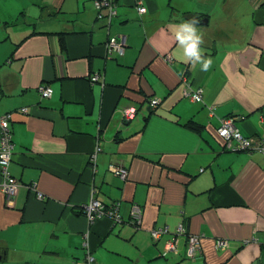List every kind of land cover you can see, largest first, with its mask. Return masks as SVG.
Segmentation results:
<instances>
[{
	"label": "crops",
	"instance_id": "0c3cea01",
	"mask_svg": "<svg viewBox=\"0 0 264 264\" xmlns=\"http://www.w3.org/2000/svg\"><path fill=\"white\" fill-rule=\"evenodd\" d=\"M111 1L108 27L93 0H0V115L13 114L19 184L12 199L0 188V264H88L86 244L93 264H264V154L217 131L233 117L244 137H264V1L142 0L141 14L136 0ZM193 18L206 72L168 27ZM114 37L125 49L108 57ZM197 88L201 102L188 97ZM93 198L119 201L118 218L80 213ZM186 231L202 236L193 258Z\"/></svg>",
	"mask_w": 264,
	"mask_h": 264
},
{
	"label": "built area",
	"instance_id": "2783aa9c",
	"mask_svg": "<svg viewBox=\"0 0 264 264\" xmlns=\"http://www.w3.org/2000/svg\"><path fill=\"white\" fill-rule=\"evenodd\" d=\"M138 6H139V12H144L145 7L143 6V1L142 0H137ZM95 8L99 11V18H103L105 14L102 13L104 10L103 8H108V17L113 16L116 14V8L115 4L111 0H99L95 1ZM111 46L114 49V51L110 50V53H123L125 49V41L120 42L119 44L116 43L115 39L111 40ZM110 49V48H109ZM108 50V46H107ZM169 60L171 58L169 57ZM99 76L94 77V81H98ZM38 91L41 95L42 98H50L53 94V89L49 86L45 85H40L38 87ZM188 94V93H187ZM188 97L192 101L196 102H201L203 101L202 97V89L197 88L194 89L190 94H188ZM152 102H158L157 99H153ZM23 113L27 112L26 108L21 109ZM136 111L137 109L135 107H128L123 110V116L130 120L133 119L134 116H136ZM13 114L11 113H6L0 115V174L3 178V181L1 183V190L4 193V195L8 199H12V197L16 194L17 189H18V181L16 180L15 177L12 176L11 171H10V166L12 163V154L14 152V141H13V132L11 130L10 124L12 122ZM219 134L221 137H223L228 146L232 150H238V149H244V150H257L264 154V137L259 139V140H253L250 138L244 137L236 128L234 118L233 117H228V118H223L221 121V125L219 128ZM118 175L120 176L121 179H126L127 178V171L124 168H121L118 172ZM135 210V207H134ZM138 207H136V210L134 211V215H131L135 217L137 220H141L140 215H138ZM85 211L88 215V217L91 220H94L96 217L99 216H104L105 212V205L104 203L100 202L99 199L93 198L89 203L85 206ZM137 212V213H136ZM109 214H112L116 219L118 218V211H112L109 210ZM179 232H184L183 227L181 226L180 228L177 229ZM167 230L166 229H154L151 231V236L154 239H157L156 237L166 234ZM160 237V238H161ZM189 243L188 244V249H187V255L189 258L194 257V252L201 246V235H195V234H190L189 236ZM176 242V238L173 237V239H170L169 242H167V247L168 248H174V243ZM227 245V241L225 239H219L217 240L216 247L217 248H224ZM176 251V250H175ZM93 258L90 259L92 261Z\"/></svg>",
	"mask_w": 264,
	"mask_h": 264
},
{
	"label": "clouds",
	"instance_id": "9594fccd",
	"mask_svg": "<svg viewBox=\"0 0 264 264\" xmlns=\"http://www.w3.org/2000/svg\"><path fill=\"white\" fill-rule=\"evenodd\" d=\"M198 21L193 18L180 24H170L169 30L173 33L180 48L183 49V59L190 63L193 68L197 64L201 66V71H208L212 66V59L204 55L203 34L196 27Z\"/></svg>",
	"mask_w": 264,
	"mask_h": 264
},
{
	"label": "rangeland",
	"instance_id": "374dc122",
	"mask_svg": "<svg viewBox=\"0 0 264 264\" xmlns=\"http://www.w3.org/2000/svg\"><path fill=\"white\" fill-rule=\"evenodd\" d=\"M95 1L96 0H93V5L95 4ZM97 1H99V0H97ZM136 6H137V8L139 9V6H138V2H137V0H136ZM94 7H95V5H94ZM104 10L105 9H108V8H103ZM103 12V11H102ZM138 12H139V10H138ZM144 12H146V8H145V11ZM144 12H139L140 14L141 13H144ZM116 14H117V12H116ZM116 14L115 15H113V16H109V17H106L105 15H104V17L103 18H99L98 20H105L106 21V23H107V26L109 27L110 26V23H111V21H112V19H113V17L114 16H116ZM112 39H115V41H116V43L117 44H119L120 42H124V39L123 38H118V37H114V38H111V39H109L108 40V42H107V44H106V46H108V50H107V55H108V57H111V55L113 56L114 55V53L115 52H113V53H110V50H112V51H114V49L112 48V46H111V40ZM110 48V49H109ZM108 53H110V54H108ZM116 54V53H115ZM168 61H172V59L171 60H169L168 59ZM42 85H45V86H49V85H47V84H42ZM50 87V86H49ZM153 100H151L150 101V107L152 108V111H153V109L155 110L157 107H158V105H159V101L158 102H152ZM137 114H138V109H137ZM137 114H136V116H137ZM123 116V115H122ZM136 116H134V118L133 119H135L136 118ZM226 118H228V117H226ZM123 119L124 120H126V121H131V120H133V119H130V120H128V119H126L124 116H123ZM222 121V120H221ZM234 122H235V120H234ZM221 125V124H220ZM220 128V127H219ZM219 128H218V134H219ZM219 136H220V134H219ZM223 138V137H222ZM101 149H98V151H100ZM12 158H13V154H12ZM113 170H115V172H116V174L118 175V171L121 169L120 167H118V168H112ZM126 170V169H125ZM127 171V170H126ZM127 173H128V171H127ZM100 202H102L103 203V201H101V200H99ZM85 206L86 205H84L83 206V210L85 211ZM105 208H106V206H105ZM133 219V221H135V222H138V223H140V221L139 220H137L135 217H133L132 218ZM178 231V230H177ZM178 235H181V233H179V231H178V233H177V236ZM160 237H161V235L160 236H158V237H156L157 239L156 240H160ZM176 238V237H175ZM170 240L168 239V241L167 242H169ZM187 242L189 243V237H187ZM176 246H177V244H176V242L174 243V248L172 249V248H166L167 249V251H177V248H176ZM91 258H93V255L89 252L88 253V255H87V261H88V263H92V261L94 260V258H93V260L92 261H90V259Z\"/></svg>",
	"mask_w": 264,
	"mask_h": 264
},
{
	"label": "trees",
	"instance_id": "16d2710c",
	"mask_svg": "<svg viewBox=\"0 0 264 264\" xmlns=\"http://www.w3.org/2000/svg\"><path fill=\"white\" fill-rule=\"evenodd\" d=\"M264 1V0H263ZM95 8V7H94ZM96 9V8H95ZM96 11H97V19H99V11L96 9ZM50 33V32H49ZM37 34H41V35H44V34H48V33H46V31L45 30H41V31H37V32H33L32 34H30L29 36H27V37H30V36H33V35H37ZM59 36L61 37L60 38V42H61V47H62V49L64 50L65 49V42H64V37H65V33L64 32H61L60 34H59ZM27 37H25L23 40H25ZM21 43V42H20ZM20 43L18 44V46L20 45ZM17 46V45H16ZM153 100V99H152ZM186 126H188V127H190V128H192L193 130H195V131H200V129H201V126L200 125H198L196 122H194L193 120H190L189 122H187V124H186ZM10 127H11V124H10ZM11 130H12V127H11ZM13 141H14V139H13ZM11 171V170H10ZM12 174V173H11ZM0 176H1V174H0ZM12 176H13V174H12ZM14 177V176H13ZM1 178H2V176H1ZM17 180V179H16ZM102 201V200H101ZM119 201H110V202H106V201H103V203H104V205L106 206V208H105V212H104V216H107V217H110V218H112V219H114L115 217L112 215V214H109V213H106V212H108L109 210H112V211H119V206H120V203H118ZM80 213H82V214H84L85 215V212H84V210H83V208H81V209H79L78 210ZM131 223H136L135 221H133V222H131ZM186 234L189 236L190 234H189V232H187L186 231ZM85 247L88 249V251L89 252H91L90 250H89V245L88 244H86L85 245ZM0 258H1V256H0ZM94 258V257H93ZM87 260V259H86ZM88 262V261H87ZM96 262V260H95V258H94V260L92 261V263H88V264H93V263H95Z\"/></svg>",
	"mask_w": 264,
	"mask_h": 264
},
{
	"label": "bare ground",
	"instance_id": "6f19581e",
	"mask_svg": "<svg viewBox=\"0 0 264 264\" xmlns=\"http://www.w3.org/2000/svg\"><path fill=\"white\" fill-rule=\"evenodd\" d=\"M171 57V56H170ZM136 113H137V111H136ZM85 212V215H87V213H86V211H84Z\"/></svg>",
	"mask_w": 264,
	"mask_h": 264
},
{
	"label": "water",
	"instance_id": "95a60500",
	"mask_svg": "<svg viewBox=\"0 0 264 264\" xmlns=\"http://www.w3.org/2000/svg\"><path fill=\"white\" fill-rule=\"evenodd\" d=\"M190 18V17H189ZM192 18V17H191Z\"/></svg>",
	"mask_w": 264,
	"mask_h": 264
}]
</instances>
